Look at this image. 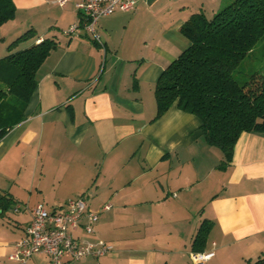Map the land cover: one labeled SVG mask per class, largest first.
I'll return each instance as SVG.
<instances>
[{
	"label": "crops",
	"instance_id": "obj_1",
	"mask_svg": "<svg viewBox=\"0 0 264 264\" xmlns=\"http://www.w3.org/2000/svg\"><path fill=\"white\" fill-rule=\"evenodd\" d=\"M231 1L138 0L133 11L98 21L99 43L64 33L80 18L74 1L13 0L0 58L31 28L38 36L14 51L44 37L58 46L36 73L25 118L0 140V194L15 200L0 214V264H17L9 255L33 207L52 211L83 193L99 213L91 239L114 247L101 264H193L192 241L205 219L214 223L205 250L214 255L204 264L264 255V135L243 132L221 170L223 152L203 138L195 114L176 102L156 118V82L190 44L181 26ZM27 264L51 261L41 252Z\"/></svg>",
	"mask_w": 264,
	"mask_h": 264
},
{
	"label": "trees",
	"instance_id": "obj_2",
	"mask_svg": "<svg viewBox=\"0 0 264 264\" xmlns=\"http://www.w3.org/2000/svg\"><path fill=\"white\" fill-rule=\"evenodd\" d=\"M16 15L13 0H0V27ZM190 40L160 74L155 85L156 118L173 104L201 121L203 138L223 152L218 168L231 166L234 147L243 132L264 135V75L253 73L238 82L234 71L264 38V0H233L210 17L205 11L192 14L181 26ZM38 36L36 29L20 34L0 58V140L25 118L26 106L38 81L36 73L58 46L55 38L14 51L22 42ZM134 87L137 79L134 78ZM15 200L0 194V214L13 208ZM213 221L199 226L192 251H205ZM248 264H264V255Z\"/></svg>",
	"mask_w": 264,
	"mask_h": 264
},
{
	"label": "built area",
	"instance_id": "obj_3",
	"mask_svg": "<svg viewBox=\"0 0 264 264\" xmlns=\"http://www.w3.org/2000/svg\"><path fill=\"white\" fill-rule=\"evenodd\" d=\"M75 2L80 18L64 31L66 36L87 34L102 43L97 23L116 11H133L138 0H57L60 5ZM110 209L109 204L104 205ZM19 206L15 207L17 211ZM31 219L24 235L14 243L9 259L17 264H27L36 255L45 253L51 264H73L84 258H93V264H101L100 258L111 253L113 245L91 239L97 235L99 213L89 207V195L81 194L64 204L48 210L43 203L32 209ZM80 232H82L80 234ZM193 264H204L214 254L212 250L191 252Z\"/></svg>",
	"mask_w": 264,
	"mask_h": 264
},
{
	"label": "rangeland",
	"instance_id": "obj_4",
	"mask_svg": "<svg viewBox=\"0 0 264 264\" xmlns=\"http://www.w3.org/2000/svg\"><path fill=\"white\" fill-rule=\"evenodd\" d=\"M255 45L253 51L241 61L237 69L234 71V77L238 82H246L250 79L253 73L264 75V38L258 41ZM55 190L58 192L60 189L56 187Z\"/></svg>",
	"mask_w": 264,
	"mask_h": 264
}]
</instances>
